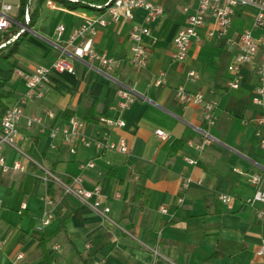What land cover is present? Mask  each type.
Wrapping results in <instances>:
<instances>
[{"label":"crops","instance_id":"obj_1","mask_svg":"<svg viewBox=\"0 0 264 264\" xmlns=\"http://www.w3.org/2000/svg\"><path fill=\"white\" fill-rule=\"evenodd\" d=\"M2 3L11 5L9 14L15 17L19 2ZM163 5V15L143 39L149 56L143 68L128 60L129 31L142 24V10H135L132 20L110 22L93 36L94 46L116 59L115 78L138 95L127 109H117L115 81L96 65L78 60L73 61V73H49L42 95L23 104L18 130L25 139L20 147L32 160L3 147L6 162L19 161L23 169L0 171V264H264L259 253L264 243V216L259 212L264 203L247 202L257 188H264V149L258 145L254 124L264 106L252 101L258 59L242 65L237 88L226 84L234 41L246 29L254 35L260 32L253 28L255 10L236 7L222 36L217 35L214 18L206 15L185 59L175 61L173 37L194 11L196 0H164ZM33 6L34 0L30 11ZM96 11L69 10L54 0L42 3L17 52L8 62L0 58V80L10 71L3 88L9 94L0 97V111L19 102L26 91L14 70L49 66L70 32ZM19 25L23 28L25 23ZM57 25L64 27L60 35ZM190 70L198 74L193 81ZM161 72L166 84L153 85V77ZM179 86L217 101L216 121L209 129L214 140L201 151L194 144L201 141L199 129L205 126L202 106L178 102L174 89ZM31 115H38L40 123L26 127ZM69 116L88 117L82 131L94 138L105 130L100 117L124 120V127H113L108 135L114 142L124 137L128 152L101 151L81 143L70 152L60 137L49 134ZM157 129L166 134L164 139L156 135ZM187 158L196 162L190 164ZM89 160L93 167L81 166ZM41 167L62 181L80 175L85 188L99 185L101 196L90 201L107 205L108 218L45 180ZM254 174L262 177L258 185L249 180ZM219 193L232 198L222 202ZM46 197L53 201L54 214L37 230ZM151 248L159 254L154 256Z\"/></svg>","mask_w":264,"mask_h":264},{"label":"built area","instance_id":"obj_2","mask_svg":"<svg viewBox=\"0 0 264 264\" xmlns=\"http://www.w3.org/2000/svg\"><path fill=\"white\" fill-rule=\"evenodd\" d=\"M164 0H106L103 4L92 5L95 9L104 8L102 12L96 11V14L86 16L83 21L74 28L66 41L59 45V56L49 66L35 67L31 71L15 69L14 74L21 77L26 86V91L19 102L5 109L0 117V171L7 173L11 170H22L23 166L19 161H14L13 164H8L2 154L3 147L9 146L17 150L20 154L29 160H32L20 147V142L25 139V135L18 130V122L23 116V104L32 98L42 95V87L48 80V74L51 72L58 73H73V61L78 60L89 67L96 65L107 76L117 84V109L122 111L127 109L137 98V94L126 84L117 80L113 74V65L117 62L115 58L109 56L103 51L98 50L93 44V36L101 27L107 26L110 22H117L121 18L132 20L134 11L140 9L144 12L142 24H134L129 31L130 49L128 60L137 69L143 68L148 62V49L144 43V37L151 35L153 25L158 22L164 13ZM32 0H27L24 8V23L29 21L30 5ZM236 7H251L255 10L253 15V28L259 29L258 35H254L251 29H246L241 32L234 41L236 46L235 53L228 64L230 77L226 84L228 87L237 88L241 79V67L244 63L258 59L256 67V75L258 83L254 89L252 101L257 106H264V0H196L194 11L186 17L185 23L179 27L173 37V52L171 57L175 61L185 59L188 49L196 37V30L203 25L206 15L210 14L215 21L218 29V36H222L232 22V15ZM11 5L2 3L0 6V32L8 29L14 22L13 17L9 14ZM27 26H23L21 30H26ZM57 34L60 35L63 31V25H57ZM212 33L209 32V35ZM16 35L8 38L0 43V47L14 39ZM198 74L194 70L188 72V78L195 80ZM152 84L162 86L166 84L165 74L161 72L159 76L152 79ZM175 97L178 102L184 105H201L204 127L199 129L201 141L194 144L199 151L203 150L205 143L214 140L209 129L215 124L216 109L218 107L216 100H206L201 92H189L179 86L174 89ZM141 97L145 99V96ZM51 115V112H49ZM99 122L105 125L98 138L91 137L82 131L84 120L76 116H70L63 125L52 127L50 129L51 137H60L62 141L69 146V151H76L77 143H81L85 147L95 146L101 151H119L121 153L128 152V143L124 137H121L118 142L109 139L108 130L113 127H124L125 121L119 118L100 117ZM40 123L38 115L26 117V127H32L34 124ZM255 135L258 145L264 149V112L254 120ZM161 139L166 137V134L161 130L155 131ZM188 163L194 164V159L187 158ZM82 167H93L92 160L83 162ZM43 168V167H41ZM45 180H50L56 183L63 193L75 196L93 211L98 213L103 218H108L109 207L107 205L100 206L97 201H90L91 198H99L101 190L99 185L92 188H85L82 185V177L74 175L68 181H62L59 177L53 174L50 170L43 168ZM261 175L254 174L249 177L251 183L258 185L261 182ZM189 181L184 183L188 185ZM231 195L219 193L218 199L222 202L231 200ZM181 201V199L179 200ZM259 201L264 203V188H257L251 199L247 202L253 203ZM166 212L165 208L161 209ZM53 201L50 197H46L43 202L42 221L37 227L41 230L49 220L53 217ZM259 215L264 216V209L259 212ZM146 246V245H145ZM151 250L154 256L159 253L153 248ZM259 253L264 255V243H262Z\"/></svg>","mask_w":264,"mask_h":264},{"label":"trees","instance_id":"obj_3","mask_svg":"<svg viewBox=\"0 0 264 264\" xmlns=\"http://www.w3.org/2000/svg\"><path fill=\"white\" fill-rule=\"evenodd\" d=\"M44 1L46 0H34V6L29 13V21L25 26L27 27L31 26L33 20L36 18L38 14V10L40 6L42 5ZM54 1L61 3L65 8L69 10H74L77 8L93 9L95 7H93L92 5L103 4L106 0H54ZM26 2L27 0H19L18 12L16 16L13 17L14 22L8 29H6L3 32H0V43L12 37L13 35H16V37L12 41L4 45V48L0 47V58L6 62H8L9 58L12 57L17 52L20 43L22 42V40L25 38L27 34V31L21 30L22 28L19 25V24L24 25V8L26 5ZM97 10L102 12L104 8H100ZM9 76H10V71L7 72V74L0 80V97H4L9 94L8 91H5L3 89ZM4 111L5 110L0 111V117L2 116ZM69 117H67L66 119H68ZM86 119H88V117L83 118V120H86ZM141 191L146 197V191L143 188H141ZM40 240H41V244L44 245L45 238L41 237Z\"/></svg>","mask_w":264,"mask_h":264},{"label":"rangeland","instance_id":"obj_4","mask_svg":"<svg viewBox=\"0 0 264 264\" xmlns=\"http://www.w3.org/2000/svg\"><path fill=\"white\" fill-rule=\"evenodd\" d=\"M5 2H11V4L14 6V4H17L18 0H4Z\"/></svg>","mask_w":264,"mask_h":264}]
</instances>
